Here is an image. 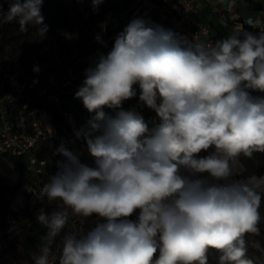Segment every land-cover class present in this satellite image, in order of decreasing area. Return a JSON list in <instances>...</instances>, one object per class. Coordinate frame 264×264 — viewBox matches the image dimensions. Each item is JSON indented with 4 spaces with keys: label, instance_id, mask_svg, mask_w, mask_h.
I'll return each mask as SVG.
<instances>
[{
    "label": "clouds",
    "instance_id": "clouds-1",
    "mask_svg": "<svg viewBox=\"0 0 264 264\" xmlns=\"http://www.w3.org/2000/svg\"><path fill=\"white\" fill-rule=\"evenodd\" d=\"M6 2L0 27L36 26L46 38L44 0ZM103 2L91 0L93 10ZM219 2L231 12L236 0ZM84 76L74 96L91 116L74 136L93 164L64 143L52 153L63 159L33 194L56 208L36 215L46 231L33 264H208L210 250L218 264H257L246 236L264 222V176L245 177L241 157L264 153V20L247 17L208 41L134 18ZM137 88L156 113L151 127L123 110ZM90 217L87 231H65Z\"/></svg>",
    "mask_w": 264,
    "mask_h": 264
},
{
    "label": "rangeland",
    "instance_id": "rangeland-1",
    "mask_svg": "<svg viewBox=\"0 0 264 264\" xmlns=\"http://www.w3.org/2000/svg\"><path fill=\"white\" fill-rule=\"evenodd\" d=\"M89 1L45 0L46 11L42 12V15L49 31L46 38L42 40L35 35L36 26L30 25L27 33H20L19 24L16 22L0 27V65L8 59H16L24 77L36 86L44 88L45 99L54 103L53 107L60 112L64 109L76 111L80 125L85 124L91 114L74 94L85 78V69L92 65L99 53L110 51L116 36L125 28L124 15L131 6L128 0H112L117 3L119 13L91 25L88 22ZM0 4H3V10L7 12L8 2L0 0ZM97 35L101 37L103 43L96 40ZM37 66L38 73L33 71ZM61 95H63L62 103L59 101ZM137 95H139L138 88ZM127 106L135 108L141 115L152 111L143 106L139 99L132 98L125 101L122 107ZM123 110L126 109L123 108ZM105 111L114 116L116 110L105 108ZM40 116L43 121L49 120L47 108H42ZM155 118L156 113L150 118L151 123ZM68 148L79 154L86 152L81 143H73ZM52 153L48 154L50 161L56 163L57 160L63 159L61 156H53ZM260 155L261 153H255L251 159L241 157V162L246 169L243 173L245 177L264 176V174L256 173ZM16 182L17 176L13 162L0 157V264H29L22 254V242L29 223L22 213L21 195L12 190ZM55 208V203H48V212ZM260 212L264 216V199H262ZM135 218L136 214L130 217L133 220ZM95 220V217L84 218L87 229L89 226H94ZM259 227V235L246 236L249 245L248 256L258 258L257 264L264 261V252L257 251L252 245L258 242L264 249V222ZM68 230L69 228L65 229V231ZM42 243L43 239L36 246L37 250ZM33 253L35 252H31L30 257ZM218 257L219 253L210 250L208 264H218Z\"/></svg>",
    "mask_w": 264,
    "mask_h": 264
},
{
    "label": "built area",
    "instance_id": "built-area-1",
    "mask_svg": "<svg viewBox=\"0 0 264 264\" xmlns=\"http://www.w3.org/2000/svg\"><path fill=\"white\" fill-rule=\"evenodd\" d=\"M239 1L236 0L235 7ZM199 2L200 0H132L125 22L129 24L134 18L142 17L186 36L189 40L196 36L214 41L216 38L211 34L210 24L200 17ZM234 8L231 12L228 11L229 21L235 25L243 23L244 20H239ZM214 9L221 12L222 8ZM254 19L264 20L260 16ZM46 101L49 100L44 97V88L24 77L16 59H8L0 65V156L21 160L20 179L27 210L35 215L42 207L48 212L47 200L41 202L33 194L43 186V178L50 163L48 157L41 156L38 152L48 143L57 148L61 143L68 147L82 142L74 136V129H79L82 125L72 112L63 113V125L41 119L38 103ZM73 219L76 220L75 228L71 227L70 222L68 231L85 232L84 218Z\"/></svg>",
    "mask_w": 264,
    "mask_h": 264
},
{
    "label": "trees",
    "instance_id": "trees-1",
    "mask_svg": "<svg viewBox=\"0 0 264 264\" xmlns=\"http://www.w3.org/2000/svg\"><path fill=\"white\" fill-rule=\"evenodd\" d=\"M128 1L131 5L132 0H128ZM41 11L42 12L46 11L45 0H44V3L42 5ZM117 13H119L117 3L113 2L112 0H104V2L99 6L98 10H96V11L93 10L91 0L89 1L88 22L91 25L96 24L97 22H99L102 19L105 20L108 17L114 16ZM129 13H130V9H128V12L125 15H128ZM125 15H124V24H125L124 27H126L128 25V23L125 22ZM245 28L249 31H253V32L257 31L255 29L248 28V26H245ZM219 35H221V34H219ZM215 38L218 39V37H215ZM223 38H226V37H223ZM106 53L107 52L105 51L104 54H106ZM62 96L63 95H61L59 97L60 103H62L61 102ZM134 99L138 100L139 95L134 97ZM53 106H54V103H52L50 101L38 103L39 115L41 113L42 108H44V107L47 108V111L49 114V120H47V122L55 123L57 125H63L65 123V119L63 117L64 112H72L78 121L76 111L71 110V109H64L60 112L59 110H57ZM123 108L126 110L135 109L133 107H128V106L123 107ZM154 113H155L154 111L144 112V114L142 115L144 117V119L149 123L150 127L152 126L150 118L153 117ZM81 145L86 149L85 142L82 141ZM55 149L56 148L54 146H51V144H49V143L44 144L42 146L41 150L38 152V154L41 156L48 157V154L54 152ZM0 157L6 158V159L13 162L14 171H15L16 176H17V182L12 187V190L15 192H18L21 195V197H22V213L24 214V216L26 217V219L29 223L27 231H26V235H25L24 240L22 242V254H23L24 258L27 259L29 264H33L31 257H30V254H31V252H38L36 246L41 243L46 230L37 222L36 215L29 213L27 210L26 196L22 190L21 179H20V171H21L20 163H21V160L18 158L6 156V155L0 156ZM260 157H261L260 163H259L258 168L256 170V173L258 175L264 174V153H261ZM80 159L83 163H87L89 165L93 164V161H92V159L89 156L87 151L85 152V154H80ZM55 171H57L56 163L53 161H50L49 165L47 166V171H46L44 178H43V184L48 181L49 176L55 174ZM87 230H88L87 225H85V231H87ZM58 240H59V238H58Z\"/></svg>",
    "mask_w": 264,
    "mask_h": 264
},
{
    "label": "crops",
    "instance_id": "crops-1",
    "mask_svg": "<svg viewBox=\"0 0 264 264\" xmlns=\"http://www.w3.org/2000/svg\"><path fill=\"white\" fill-rule=\"evenodd\" d=\"M214 7L222 8L221 12L216 11ZM199 11L200 17L210 24L211 34L214 37H218V39L226 37L230 29L235 26L228 19L226 5L221 4L219 0H200ZM234 11L239 15V20H245L247 17L254 19L257 16L264 18V0H256L253 2L250 0H240L234 8ZM222 20L226 21L227 27L221 23Z\"/></svg>",
    "mask_w": 264,
    "mask_h": 264
}]
</instances>
